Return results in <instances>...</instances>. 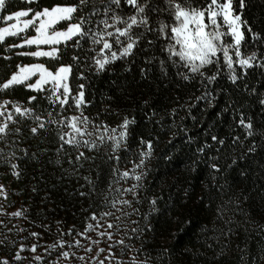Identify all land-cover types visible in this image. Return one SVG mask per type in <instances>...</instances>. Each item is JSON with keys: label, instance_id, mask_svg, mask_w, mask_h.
Here are the masks:
<instances>
[{"label": "snow or ice", "instance_id": "obj_1", "mask_svg": "<svg viewBox=\"0 0 264 264\" xmlns=\"http://www.w3.org/2000/svg\"><path fill=\"white\" fill-rule=\"evenodd\" d=\"M6 2L0 0V45H3L6 53L12 49L34 47L35 50L18 51L15 55L35 58L37 62L17 64L16 71L0 82V96L16 87H23L43 94L48 106L37 102L38 95L29 96L27 103L11 98L0 99V165L7 166L11 175L20 179L24 173L20 161L39 163L41 156L52 152L54 155L49 157L47 163L61 169L59 179H83L87 191L77 194L92 201L89 208L95 210L86 217L83 231L73 225L65 232L61 227L63 222L56 221V239L43 245L39 243L42 233L31 231L22 224V221L35 224V221L29 220L28 207L22 205L8 212L4 204L0 203V217L8 218L7 222L0 219V246L16 248L11 260L6 256L0 257V264H23L25 261L27 264H164L165 257L172 256V250L167 247H149L154 240L151 234L155 231L152 218L169 216L179 221L180 217H171V211L177 207L171 196L165 200L162 194L142 195L148 188L145 180L151 172L150 161L155 155L153 140L140 137V146L133 152L129 138L131 127L137 123L136 118L125 114L121 122L113 126L100 119L99 113L96 116L88 114L86 108L91 105V101L85 97L86 86L84 83L78 84L74 92L70 78L74 75V69H80L75 73L76 78L87 81L89 75L106 72L115 62H127L140 52L152 50L159 44L160 51L166 53L167 58L144 56L145 64L150 65L158 60L160 72L165 77L169 64L177 69H186L177 71L176 75L189 83L199 77L198 83L203 86L204 92L195 99L204 100L208 106H212L215 96L209 90V85L215 83L222 72L236 84L247 76L249 69L264 68V55L258 57L259 47L256 46L257 42L264 44V34L254 31L252 25L242 19L247 7L246 0H238L239 11L234 7V0H205L203 5L194 4L193 0H77V3L54 4L50 7L30 6L5 14ZM25 2L31 5L38 4L39 0ZM125 6L130 9L127 14L123 12ZM242 29H246L255 48L247 55L242 49L249 41ZM30 31L33 34L29 35ZM226 37L230 40H226ZM9 38L19 42L8 44L6 41ZM68 48L73 49V63H59L53 68L46 62H39L40 58L59 62ZM3 59L10 60L11 56L4 55ZM212 66L215 71L209 73ZM125 70L130 71V66H126ZM150 71L148 67L140 69L144 78L148 77ZM250 91L255 93L257 90L253 88ZM143 103L146 108H150L148 100ZM259 104L264 106V93L260 94ZM188 108L190 114L191 106ZM69 109L72 110L71 114L64 115ZM108 110L107 107L104 109L105 112ZM233 111L239 110L234 108ZM116 112L119 115V111ZM261 112L264 113V107ZM167 114L176 116L177 108H172ZM158 116L159 119H156ZM146 117L150 121L155 120L161 129L165 127L164 117L155 109H151ZM239 117L237 123L244 129L245 135L243 139L239 135L232 137V151L229 154L231 163L226 167L219 163L221 148L225 146L226 140L211 136V140L220 147L216 148L215 156L209 157L213 161L209 164L211 185L206 186V190L215 188L221 199V203L216 205L213 221L215 235L212 239L226 238L212 259L220 261L229 255L233 238L243 231L246 240L236 245L241 264H248L253 236H258L259 240L256 242L258 254L251 256V264H257V260L264 264V223L253 219L249 208L245 207L251 199V193L234 191V185L227 179L229 170L237 166L238 161L248 160L258 152H264V128L255 127L252 116L245 117L243 111H239ZM171 127H177L175 121ZM25 130L29 135H24ZM53 132L56 146L40 147V144L51 143L49 136ZM176 134L171 133L173 137ZM257 136L259 140L255 139ZM249 138L251 143L245 147ZM28 140H37L38 143L27 144ZM169 143H172L171 139ZM236 145L244 149L238 155ZM209 148L210 145L205 143L196 152L204 154ZM129 153L138 159L131 161V168H121V161ZM199 158L197 156L196 160L191 161L190 171H195ZM164 159L171 162L175 157L165 155ZM65 160L68 168H63ZM97 160L109 165L108 183L103 188L99 187L102 173L100 164H96ZM85 165H88V175H82L80 171L85 169ZM257 167L264 172V162L257 161ZM93 170L96 172L95 178L92 176ZM248 171L247 168L240 169L239 176L246 179ZM129 180L135 182L125 187L124 184ZM219 180H223V183H219ZM84 187L80 185V188ZM32 192H37L35 186ZM229 192L231 195H228ZM258 195L264 203V188L260 189ZM188 196L189 190L184 189V199L187 200ZM0 197L5 201L8 199L3 184H0ZM145 201L148 211L142 212L141 206ZM211 203L212 199L209 198ZM238 214L244 219H237ZM13 220L16 222L13 223ZM190 223V220L183 221L185 225ZM9 224L12 226L9 227ZM37 226L51 232L50 225L41 223ZM183 230L181 228L178 232ZM206 230L202 225L201 232ZM25 232L28 236L21 235ZM13 235L17 238L14 239ZM175 235L177 233H173ZM65 236L70 239H65ZM29 237L36 238V241L30 245L24 243ZM38 247L43 248L44 254L37 252ZM24 252L31 255L24 256ZM180 255L195 256L197 253L185 246ZM167 264H171L170 259ZM180 264L187 262L182 260Z\"/></svg>", "mask_w": 264, "mask_h": 264}, {"label": "trees", "instance_id": "obj_2", "mask_svg": "<svg viewBox=\"0 0 264 264\" xmlns=\"http://www.w3.org/2000/svg\"><path fill=\"white\" fill-rule=\"evenodd\" d=\"M64 3H77V0H39L38 4L33 3L31 5L25 0H7L5 14L30 6L41 8ZM193 3L203 5L205 0H193ZM246 4L247 7L242 19L247 20L254 31L264 34V0H246ZM234 7L239 11L238 0H234ZM129 11V7L125 6L124 14L129 13ZM242 30H245L246 39L249 41L247 46L242 49L247 55L255 48L246 29ZM28 34L33 33L30 31ZM18 42L19 40L13 38L6 41L8 44ZM256 46L259 47L258 57L264 55V44L257 42ZM28 50H34V47L32 49L27 47L12 49L11 52L6 53L3 45H0V82L7 79L11 72L16 71L17 64L36 61L35 58L15 55V52ZM4 55L11 56V59H3ZM72 55L73 49L68 48L61 61H46L45 58H42L40 62H46L49 67L54 68L59 63H73ZM80 55L83 58V54L80 53ZM152 55L160 59L167 58V54L161 52L160 45L157 44L154 49L140 52L127 62H115L111 69L106 72L99 75L94 73L89 75L87 81L76 78L75 73L80 69H74V75L70 78V86L75 92L76 86L84 83L86 86L85 97L91 101L86 112L92 116L99 113L100 119L106 120L110 125L119 124L125 114L136 118L137 123L131 127L129 138L133 152H136L140 146V137L145 140H153L155 155L150 161L151 172L145 180L148 188L142 192V195L162 194L165 200L171 196L177 206L171 211V217H180L179 221H175L169 216H153L152 218L155 231L151 234L154 240L149 244V247L152 249L167 247L172 250V256L170 258L165 257L164 264H167L169 259L171 264H180L182 260L186 261L187 264H193V261L195 264H241L236 245L242 244L246 240V234L243 231L233 238L229 255L220 261H213L212 259L226 238L212 239L215 235L213 221L216 215V205L221 203V199L215 188L206 190V186L211 185L209 164L213 161H210L209 157L215 156L217 154L216 148L220 147L211 140V136L216 135L218 138H225L226 140L225 146L221 148V160L219 161L222 166L226 167L228 163H231L229 154L232 151L230 147L232 137L239 135L243 139L245 135L244 129L237 123L240 118L239 111H243L245 117L251 115L255 127L264 128V120H262L264 113L261 112V108L264 106L259 104L260 94L264 93V68L249 69L247 76L238 80L236 84L229 81L226 73L222 72L217 81L209 85V90L213 92L215 100L212 106H208L206 101L195 99L204 92L203 86L198 83L199 77L191 83L182 81L176 73L177 71H186V69H177L171 64L168 65V75L165 77L160 72L158 60L153 61L150 65L145 64L144 56ZM221 63L223 64L222 54ZM126 66H130L131 70L126 71ZM145 67L151 68L147 78L142 77L140 72V69ZM212 71H215L214 66L209 68V73ZM237 71H241L239 66H237ZM86 75L88 74L86 73ZM253 88L257 90L255 93L250 91ZM31 95H38L39 100L37 102L44 107L48 106L47 100L43 99V94L34 93L23 87H16L10 93L0 96V99L11 98L27 103V98ZM145 100L149 101L150 108L144 106ZM188 106H191L190 114ZM106 107L109 109L107 112L104 111ZM172 108H177L178 114L176 116L167 114ZM234 108L239 111L234 112ZM151 109H155L164 117L163 124L165 127L163 129L155 120L147 119L146 114L150 113ZM116 110L119 111V115H117ZM71 112L72 110L69 109L64 112V115H69ZM156 119H159V116ZM174 121L177 127L172 128ZM181 125L183 127H180ZM172 132L177 134L173 137ZM24 135H29L27 130H25ZM189 137L192 139L189 140ZM170 139L172 143H169ZM255 139L259 140L260 137L257 136ZM49 140L51 143L40 144V147L54 148L56 146L54 132L50 134ZM26 143L36 145L38 141L28 140ZM205 143L210 145V148L206 149L204 154H198L196 149ZM249 143H251V138L246 141L245 147ZM236 150L238 155L244 149L236 145ZM53 155L52 152H48L40 157L39 163L20 161V167L24 169L20 179L12 176L7 166L0 165V184L5 185L8 192L7 201L3 197H0V200H4L3 204L7 205L10 210L20 208L22 205L28 207L29 220L35 221V224L26 221L24 223L28 225L31 231L42 233L40 239L45 242L49 241L48 236L52 238V242L56 239L58 235L56 221L63 222L61 227L65 232L73 225L83 231L86 217L90 211L95 210L89 208L92 201L87 197H79L77 194L79 191H87V185L83 179L79 181L75 177L59 179L62 175L61 169L47 163L49 157H53ZM122 155L124 154L122 153ZM165 155H172L175 159L171 162L166 161ZM197 156L200 158L195 171H190L191 161L196 160ZM134 159L138 158L131 153L127 154L126 159L121 161V168H131V161ZM257 161L264 162V152H258L248 160L238 161L237 166L229 170L227 179L230 184L234 185V191L243 190L251 193V199L245 207L249 208L253 219L259 223H264V203L261 202L258 195L260 189L264 188V172L257 167ZM96 164H100L102 173L99 187H106L110 175L109 165L102 164L100 160H97ZM68 167L67 160H65L63 168ZM87 167L88 165H85V169L80 170L82 175H88ZM243 168L249 169L246 179L239 176V171ZM92 176L95 178V170H93ZM134 182L129 180L124 186L127 187L128 184ZM218 182L223 183V180ZM80 185H85V187L80 188ZM33 186L37 188L35 193L32 192ZM184 189L189 190L187 200L184 199ZM46 193L48 194L47 198ZM228 195H231V192ZM209 198L212 199L211 204H209ZM224 198L226 199L227 196ZM93 199L95 198L93 197ZM41 201L45 202L41 203ZM161 206H163V201ZM141 211H148L147 201L141 206ZM237 219L243 220L244 217L238 214ZM184 220H190L191 223L185 225L183 224ZM41 223L50 225L51 232L37 226ZM202 225L206 227V231L201 232ZM181 228L184 230L178 232ZM173 233H177V235L173 236ZM24 236H28V233ZM13 238L16 239L17 237L13 235ZM64 238L70 239L68 236ZM32 239L33 237H29L23 242L30 245L28 241ZM81 239L83 238L81 237ZM258 240V236H253L250 243L251 256L258 254L256 243ZM185 246L191 248L197 255L181 256V249ZM15 251L16 248L0 246V257L6 256L11 260ZM155 254L154 251L153 255ZM251 256L248 257V264H251ZM257 264H260L259 260H257Z\"/></svg>", "mask_w": 264, "mask_h": 264}, {"label": "rangeland", "instance_id": "obj_3", "mask_svg": "<svg viewBox=\"0 0 264 264\" xmlns=\"http://www.w3.org/2000/svg\"><path fill=\"white\" fill-rule=\"evenodd\" d=\"M225 39H226V40H230V38H228V37H226ZM34 50H35V49H34ZM40 59H42V58H40ZM35 62H37V61H35ZM39 62H40V61H39ZM32 63H33V62H32ZM3 201H4V200H2V201L0 200V203H3ZM4 206H5V208L7 209L8 212H12V211H15L16 209H18V208H16V209H13V210L11 209V210H10V208H9L7 205L4 204ZM0 219H4L6 222H7V220H8L7 217H0ZM12 222L15 223L16 221L13 220ZM22 224H23L24 227L29 228L28 225H27L26 223H24V221H22ZM11 226H12V225L9 224V227H11ZM25 234H27V232L22 233L21 235L24 236ZM47 238H48V240H49L48 242H47V241L45 242V241H43L42 239H40V240H39V243H40V244H43V245H46V243H51V242H52V238H50L49 236H48ZM35 241H36V238H33L31 241H28V243L30 242V244H31V243H33V242H35ZM37 252L40 253V254H41V253L43 254V248L38 247V248H37ZM22 255H24V256H30L31 254L28 253V252H24V253H22ZM17 264H19V262H17ZM23 264H27V261L23 262Z\"/></svg>", "mask_w": 264, "mask_h": 264}]
</instances>
